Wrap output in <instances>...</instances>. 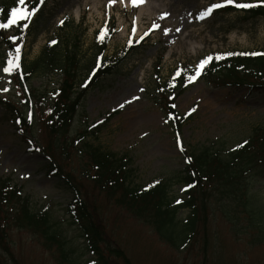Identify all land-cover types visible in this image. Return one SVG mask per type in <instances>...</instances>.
I'll return each instance as SVG.
<instances>
[{"label":"rangeland","instance_id":"374dc122","mask_svg":"<svg viewBox=\"0 0 264 264\" xmlns=\"http://www.w3.org/2000/svg\"><path fill=\"white\" fill-rule=\"evenodd\" d=\"M8 1L0 0V6ZM263 1L235 0L236 3ZM212 3L223 4L224 0H143L136 6L130 0H114L111 5L109 0H49L41 14H37L31 32L28 30L32 34L22 41L21 62L25 65L37 58L42 47L55 37L62 45L68 42L72 46L76 41L78 55L86 63L93 55V45L101 29L107 31L113 25L114 35L105 52L108 63H112L125 52L129 39L137 43L148 33L142 47L133 50L131 56L87 92L76 115L73 133L68 135L72 138L86 127L101 124V130L95 136L92 132L87 140L122 159L130 187L145 189L164 182L170 197L177 200L184 197L181 177L186 158L148 93L154 76L168 79L182 66L187 80V76L195 75L196 65L205 57L264 52V17L249 19L242 12L232 11L198 19L199 13ZM144 5L146 9L141 11ZM140 14H143L141 19ZM153 24L159 27L154 28ZM161 54V61L157 62ZM6 57L7 48L0 42V62ZM59 77L33 74L26 81L14 72L3 73L0 67V98L28 115L25 100L28 95L29 101L34 98L37 102L36 97L41 98L38 106L45 107ZM82 77L78 85L83 84ZM189 83L188 89L175 100L181 114L192 112L182 130V143L188 154H198L206 148L224 152L250 138L254 128H264V90L215 88L197 78ZM38 110L34 105L36 119L30 135L39 144L43 132L42 111L38 113ZM71 160L76 166L78 160L73 156ZM46 166L41 154L28 150L12 117L0 106V178L9 179L21 189V197L28 199L31 212L49 215L54 227L76 247L80 264H85L91 257L87 254L83 230L67 213L72 192L61 180L47 174ZM81 185L88 189L87 207L91 210L90 203L95 205L107 236L120 245L133 264H264V241H256V236L247 232L243 216L231 223L226 216L228 211H218L219 201L209 203L205 215L200 214L199 219L202 216L205 219L200 220L204 227L199 222L196 235L188 245L175 250L163 243L149 226L108 203L89 182L82 179ZM249 192L264 210V179L254 180ZM233 208L236 210L230 214L242 211L239 206ZM176 215L178 221H185L190 211L180 210ZM9 226V255L0 249L1 264H58L53 253L43 247L42 238L13 227L12 223Z\"/></svg>","mask_w":264,"mask_h":264},{"label":"trees","instance_id":"16d2710c","mask_svg":"<svg viewBox=\"0 0 264 264\" xmlns=\"http://www.w3.org/2000/svg\"><path fill=\"white\" fill-rule=\"evenodd\" d=\"M12 2L17 6L16 0ZM26 2V6H32L39 0ZM9 8L10 5L2 8L0 23L7 22ZM235 10V7H227L214 14ZM242 13L244 18L249 19L264 17V4L242 9ZM24 23L25 20L18 21L8 28L9 32H13L12 36L18 37L16 43L24 38V33L19 31ZM29 27L32 29L34 25ZM7 33L6 29H0V39L7 49L13 51L16 45L7 38ZM108 40L105 37L103 42L93 47L94 54L86 63L78 55L76 41L69 46L68 42L62 45L58 40L52 46L46 45L36 59L23 66L26 75L61 76L58 87L54 90L55 98L44 107L40 117L43 137L39 146L29 139L27 141L31 148L38 150L46 159L48 173L60 179L73 194L67 213L83 230L87 254L91 257L85 264L133 263L120 245L107 236L95 205L90 203L91 210L87 207L85 198L87 202L90 199L87 198L88 189L81 185L82 179L103 194L108 203L126 210L132 217L149 226L163 243L175 250L184 249L195 237L199 222L204 227L200 220L205 219L202 215V219H199L200 214L205 215L208 204L217 201L220 204L218 211H228L226 216L231 223L243 216L247 232L253 233L263 242L264 210L249 191L254 180L264 179V128H254L250 138L245 141L247 143L239 144L242 147L236 145L224 152L206 148L198 154H188L182 145V130L191 117L180 115L173 107L176 97L186 88L181 80L162 82L157 77L150 96L160 107L164 120L167 121L166 125L171 128L176 140L179 137L182 152L188 159L181 177V183L185 186L182 199L170 197V190L164 182L145 189L130 187L127 183L126 165L122 163V159L87 140L92 132L95 136L101 130L100 126L86 127L72 138L68 137L73 132L75 117L87 92L123 60L120 58L111 66L98 61ZM210 64L204 67L202 77L209 86L247 88L251 92L264 90V53L230 55ZM82 76L88 77V81L80 87L78 81ZM0 104L8 109L9 116L18 118L20 131L28 133L31 121H27L23 113L9 102L0 99ZM72 156L78 160L76 166L71 160ZM28 204V199L21 197L20 188L13 186L9 179L0 178V249L8 254L7 234L11 230L9 224L12 223L13 227L42 238L43 247L53 253L58 264H80L75 255L76 247L54 227L49 215L31 212ZM235 206L241 207V213L230 214L236 210L233 208ZM184 209L190 211V216L185 221H178L176 214Z\"/></svg>","mask_w":264,"mask_h":264},{"label":"snow or ice","instance_id":"6c2138e0","mask_svg":"<svg viewBox=\"0 0 264 264\" xmlns=\"http://www.w3.org/2000/svg\"><path fill=\"white\" fill-rule=\"evenodd\" d=\"M114 0H109V4L111 5V3H113ZM121 2H123V0H121ZM143 0H130V3L133 6H136L138 3H142ZM17 6H14L11 8V11L8 13L7 15V22L6 23H0V29H8L10 26L15 25L18 21L20 20H26V21H31V18L36 14V12L38 11V7L36 5H32L30 8L26 7V0H16ZM40 4L44 3V0H39ZM224 4H230L233 5L234 7H236L237 9H248L253 7L254 5L249 4V3H236L235 0H224ZM224 4L222 3H212L210 4L206 9H204L203 11H201L198 15V19H203L207 16H209L210 14H212V12L215 9H219L221 7L224 6ZM167 14L165 13L164 16H166ZM163 18V16L161 17ZM29 27V23H24L23 26L19 29L20 32H23L24 29ZM153 27H159L158 25L153 24ZM133 33L135 32V28H133ZM165 34L168 33V29H165ZM176 31H180V29H176ZM148 33H144V35L146 36ZM106 37V33L104 31V29H101L100 34L97 36V39L100 42H103V39ZM144 37L141 36V40ZM8 39L10 41L15 42L18 37L16 36H9ZM132 40L129 39L128 43L129 45L132 44ZM137 43L139 41H136ZM52 43H55L54 41ZM19 53H20V47L17 45L15 48V52H9L7 54L8 58L6 60V62H0V67H2V71L5 74H9L11 75L16 69L19 68V64H18V60H19ZM231 55V53L229 54ZM252 55H256V53H252ZM217 59H219V56L216 57ZM212 59L211 56L205 57L204 59L200 60L199 63L196 65L195 67V75H190L187 76V80L189 82L194 81L202 72L204 66ZM176 75H180V72L178 71L176 73ZM173 86V85H170ZM4 91H7V89H4ZM133 99H136L135 97ZM121 107H123V105H121ZM173 107H175V105H173ZM194 111V109L192 110ZM167 122V121H166ZM180 141H179V137H177V144L179 145ZM247 143V142H245ZM237 147H242V145H238ZM181 151H183V148L181 147L180 149ZM191 186V185H190ZM151 187V185L149 186ZM177 203H179V201H177Z\"/></svg>","mask_w":264,"mask_h":264},{"label":"bare ground","instance_id":"6f19581e","mask_svg":"<svg viewBox=\"0 0 264 264\" xmlns=\"http://www.w3.org/2000/svg\"><path fill=\"white\" fill-rule=\"evenodd\" d=\"M144 9H146V5H144V6L141 7V11H143ZM140 15H141V16L139 17V19L142 18L143 14H140Z\"/></svg>","mask_w":264,"mask_h":264}]
</instances>
